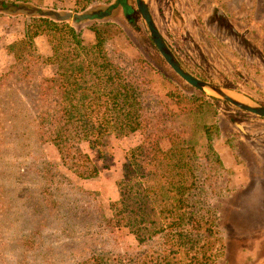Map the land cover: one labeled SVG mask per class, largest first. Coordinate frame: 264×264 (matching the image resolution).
Here are the masks:
<instances>
[{
  "label": "trees",
  "instance_id": "16d2710c",
  "mask_svg": "<svg viewBox=\"0 0 264 264\" xmlns=\"http://www.w3.org/2000/svg\"><path fill=\"white\" fill-rule=\"evenodd\" d=\"M75 1V12L80 13L94 2ZM29 2L0 0V15L22 12L28 20L13 64L0 75V163L11 160L18 179L43 173L38 178L41 190L34 194L42 213L58 219L66 189L58 169L43 164L44 156L36 146L53 144L65 167L79 178L90 179L99 170L83 146L97 149L110 134L139 132L142 140L128 153L118 183L119 198L110 205L111 217L100 214L92 235L109 242L128 235L136 246H127L111 259L97 257L93 251L85 253L76 264H105L106 259L118 264H211L217 260L223 243L218 211L209 202L213 189L206 190V182L196 185V180L212 178L224 168L213 148L218 126L199 127L208 144V152L200 155L189 141L197 125L185 122L211 109L210 100L184 95L178 85L182 80L149 38L151 59H131L117 47L114 26L93 27L95 40L86 42L79 27L84 21L73 20V24L71 19L64 20L67 12L30 7ZM38 36L47 38L51 56L38 53ZM49 65L58 68L52 77L44 74ZM162 78L169 86L165 93L159 89ZM71 191L83 194L82 189ZM65 209L71 214L70 204ZM19 243L27 253L37 252L44 258V243ZM38 263L49 264L44 259Z\"/></svg>",
  "mask_w": 264,
  "mask_h": 264
},
{
  "label": "rangeland",
  "instance_id": "374dc122",
  "mask_svg": "<svg viewBox=\"0 0 264 264\" xmlns=\"http://www.w3.org/2000/svg\"><path fill=\"white\" fill-rule=\"evenodd\" d=\"M48 1L30 0L27 5L49 9ZM68 1L51 0L53 8L57 9ZM117 1L94 0L86 11L74 14L100 13L115 7L108 17L84 21L80 29L91 33L94 37L91 42H94L93 27L112 25L117 31L115 43L123 54L131 59H151L155 45L146 41L150 36L136 1L128 0L133 9L132 22ZM146 1L158 30L186 71L223 87L242 100L264 106V0ZM22 14L0 15V34L6 37L5 48L2 49L4 42H0L3 73L14 62L13 53L19 47V40L25 38L28 20ZM70 22L73 23V19ZM57 69L56 65L46 66L44 74L52 77ZM181 80L178 85L184 95L204 96L212 103V108L205 109L202 116L185 119L189 125H197L189 141L200 155L208 152V144L199 127L203 124L218 126L213 148L224 168L212 178L196 180V185L206 182V190L213 189L209 202L218 211L223 249L221 257L212 259L211 264H264V118L244 112ZM160 81L161 93L167 92L166 81L163 78ZM141 140L139 132L114 133L104 139L100 148L83 146L99 170L98 175L90 179L79 178L65 167L53 144L36 146L37 153L44 156L43 164L48 162L58 169L59 181L66 189L58 219L42 213L39 197L34 194L36 189L41 190L38 178L43 173L33 176L37 182L31 175L18 179L13 162L2 161L0 264H39L41 259L49 264H76L85 253L89 255L93 251L97 257L111 259L117 253L123 254L127 246H136L134 238L128 235L116 242H109L105 237L95 240L92 235L97 231L100 214L111 217L110 205L119 198L118 183L123 178L128 153ZM71 189H82L83 194L75 195ZM67 204H70L71 214H67ZM19 242L44 243V258L37 252L29 250L27 253ZM110 259L102 262L118 264Z\"/></svg>",
  "mask_w": 264,
  "mask_h": 264
},
{
  "label": "water",
  "instance_id": "95a60500",
  "mask_svg": "<svg viewBox=\"0 0 264 264\" xmlns=\"http://www.w3.org/2000/svg\"><path fill=\"white\" fill-rule=\"evenodd\" d=\"M135 1H136L137 10L143 21L145 29L147 30L150 36V39L152 40L153 44L155 45V47L157 48L158 52L160 53L162 58L165 60V62L171 67V69L181 79H183L190 86L194 87L195 89L207 95L210 94L214 98H218L225 102H228L234 107L244 112L264 118V106L263 105L249 102L246 100H242L236 97L235 95H233L232 93H230L228 90L224 89L223 87L213 84V83L206 82L199 78H196L192 74H190L188 71H186V69L181 65L180 61L177 59L175 54L169 48L165 39L163 38L160 31L158 30L153 20V17L150 12V8H149L147 1L146 0H135ZM117 4L121 5L125 16L127 17L129 21L132 22L133 9L128 4V0H118ZM111 10L112 9H109L107 11H103L100 13H85L82 15H74L72 13H67L64 17V20L73 19L76 22H83V21L94 20V19H104L111 14Z\"/></svg>",
  "mask_w": 264,
  "mask_h": 264
},
{
  "label": "crops",
  "instance_id": "0c3cea01",
  "mask_svg": "<svg viewBox=\"0 0 264 264\" xmlns=\"http://www.w3.org/2000/svg\"><path fill=\"white\" fill-rule=\"evenodd\" d=\"M67 3L68 4L63 3L64 4L63 7L57 9V8H53L52 2H51V0H49L47 6H49V5L51 6V7H48L50 10L64 11V12L72 13V14L80 13V12H75V10L77 9L75 0H70ZM64 6L67 7V9H64ZM83 36H84V38L89 39L90 40L89 42H91V39L94 38V37H92L91 33H87L86 31L83 32ZM1 41L4 42V45L2 46V49H3V47L5 48V45H6L5 35L0 34V42ZM35 43H36V46L38 49V53L44 55L45 57H49L52 55L51 46L49 45L48 40L45 36H38L35 39ZM4 70H5V67L2 64L0 67V75L4 72Z\"/></svg>",
  "mask_w": 264,
  "mask_h": 264
},
{
  "label": "flooded vegetation",
  "instance_id": "af4514ba",
  "mask_svg": "<svg viewBox=\"0 0 264 264\" xmlns=\"http://www.w3.org/2000/svg\"><path fill=\"white\" fill-rule=\"evenodd\" d=\"M112 7L115 8L114 5H113V6L110 7V9H113ZM107 10H108V9H107ZM107 10H106V11H107ZM161 35H162V34H161ZM163 38H164V37H163ZM166 43H167V42H166ZM167 45H168V44H167ZM169 48H170V47H169ZM170 49H171V48H170ZM175 56H176V55H175Z\"/></svg>",
  "mask_w": 264,
  "mask_h": 264
}]
</instances>
